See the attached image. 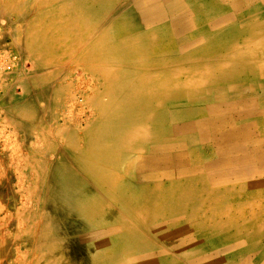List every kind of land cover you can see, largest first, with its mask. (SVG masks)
I'll return each mask as SVG.
<instances>
[{"label": "rangeland", "instance_id": "374dc122", "mask_svg": "<svg viewBox=\"0 0 264 264\" xmlns=\"http://www.w3.org/2000/svg\"><path fill=\"white\" fill-rule=\"evenodd\" d=\"M72 2L73 0H0V47L8 49L18 58L12 72L0 74V264H74L54 253L53 242L49 237L41 239L42 219L47 215L60 222V227L55 229L56 235L65 238L68 245L81 248L75 261L97 260L102 251L108 248L112 257L110 259L115 264H129L130 259L137 258V261H141L143 257L149 259L145 264H259L260 260L264 264V137L257 133L264 128H257L261 121L251 118L253 111H261L264 121V92L260 88L235 96L220 89L219 94H211L207 101L192 104L196 107L206 106L208 109L215 105L221 106L218 113L203 112L200 118H214L217 115L220 118H234L236 125L245 122L255 125L254 130H251L255 131L252 141L249 140V144H244L237 151H230L223 157H214L213 153L210 157L207 156L202 149L210 147L209 143L200 144L199 141L195 147L187 142L183 148L178 149L186 155L180 154L178 157L185 161L182 165H198L204 167V171L188 174L184 173L186 169L182 166L176 170L177 176L167 177L156 186L148 180H137L136 175L141 173V168L132 167L114 187L116 191L123 192L118 198L107 193L101 194L97 191L95 180L82 175L86 193L81 194L79 200L84 201L88 193L99 196L107 213L106 218L95 221L86 230L79 228L77 222L68 224L61 219L62 202L57 195L55 183L50 184L47 198L42 200L45 180L53 179L57 167L63 162L73 171L80 174L85 172L84 160L79 158L87 147L90 129L99 121L97 103L101 106L109 101L105 93V78L97 71L106 67L105 62H91L86 48H89L90 43L98 42L100 28L109 27L115 19L122 16V12L107 17L102 14L100 23H97L100 20L97 18L94 24L98 34H94L95 37L93 34H84L85 29L84 32H74L73 34H78L69 36L63 31L72 19L62 5ZM108 4L112 5L113 1ZM254 8L256 10L249 16L220 25L216 22L222 19V15L209 19L208 22L212 24L210 30L217 26L215 31H224L234 26L240 33L235 38L225 34L223 39H219L225 45L234 47L232 53L220 45V52L216 56H209L214 57L213 59L201 56L199 63L232 65L247 62L261 65L264 69V3H254ZM256 20L258 22L254 23ZM202 29L204 30L203 25L186 37L189 44L181 48L176 46V52L174 47L178 59L171 60L174 64L170 63L169 69L172 66H186L184 60L187 61V56L205 49L208 39L216 37L213 35L206 39L197 33ZM30 37L33 38V49L27 48V38ZM169 38L173 42L178 39L176 36ZM42 40L44 41L41 42ZM161 59L167 60V56ZM108 67L112 71L117 67L118 70L130 69V65L121 63L109 64ZM159 69L160 67L151 65L136 71L138 77H146L149 73L157 74ZM259 78L264 81V72ZM255 81L256 78L250 76L241 83ZM258 91L261 92L260 95L257 94ZM243 97L247 99L243 101ZM227 102L231 105L245 102L243 105L250 110L238 109L231 113L226 108ZM186 104L180 101L168 103L165 107L172 109L176 105L184 107ZM227 113L233 116H228ZM247 114L250 120L238 122L237 117H245ZM164 125L162 133L163 138H166L170 129H174L166 123ZM188 128L196 131L193 127ZM165 144L179 143L173 141ZM161 145L164 144L153 143L149 147ZM79 151H82L81 156L75 161L74 152ZM147 153L154 154L153 151ZM238 157L241 159L235 162ZM243 160L245 163L241 164ZM219 172L224 173L222 177L216 175ZM168 173L171 171L166 172ZM185 183H189L196 193L209 191L201 196L202 210L197 213L195 221L192 217V221L187 218L192 211L190 209L171 215L157 214V217L147 220L148 223L141 228L147 238L145 242L133 245L123 244L124 241L106 235L117 221L123 224L129 222L125 210L127 199L142 203L141 196L160 195L168 192L171 186ZM215 192L219 195L216 196ZM223 195L226 200L222 199ZM126 197L128 198L125 199ZM215 227L221 228L215 230ZM246 229L253 230L257 237L249 236L251 232H246Z\"/></svg>", "mask_w": 264, "mask_h": 264}, {"label": "bare ground", "instance_id": "6f19581e", "mask_svg": "<svg viewBox=\"0 0 264 264\" xmlns=\"http://www.w3.org/2000/svg\"><path fill=\"white\" fill-rule=\"evenodd\" d=\"M109 1L111 0H73L68 5L65 3L62 5L72 19L66 29L63 28V32L69 36L77 35L79 31L84 32V29L86 31L84 34L98 35L94 25L97 18L100 19L102 14L103 17H107L122 12V16L115 19L112 25L106 28L104 26L103 29L98 28L101 30L98 42L90 43L89 48H86L91 62H105L106 67L99 68L97 66L99 68L97 71L105 78V80L103 79L105 93L109 101L101 106L97 103L100 113L99 121L88 133L87 147L83 156L79 158L82 151L74 152L75 161L78 158L84 160L85 172L80 174L76 170L73 171L63 162L57 167L53 179L45 180V191L41 196L42 200L46 199L50 184L55 183L57 195L60 196L62 202L61 219L68 224L77 222L82 230L91 228L95 221H101L107 216L106 206L100 202L99 196L88 193L84 201L79 200L80 195L86 193L82 175L90 176L95 180L97 191L101 194L107 193L118 198L119 194H123V192L116 191L114 187L132 167L141 168V173L136 175L137 180H148L156 186L160 185L159 181L167 177L177 176L176 170L181 169L182 166L186 169L184 173L188 174L204 171L205 168L198 165L190 166L186 163V165H182V162L185 161H181L178 157L180 154L185 157L186 155L179 152L178 149L183 148L187 142L189 145L192 143L195 147L199 141L200 144L209 143L210 147L202 149V152L207 156L213 153L214 157H223L226 153L237 151L244 144H249V140L252 141L251 137L255 136V131L251 132L255 125L249 122L236 125L234 118H220L217 115L214 118L203 119L200 118L201 113L205 114L207 111L218 113L221 106L215 105L212 109H208L206 106L196 107L192 104L207 101L211 94H219L220 89L227 90L231 96L245 91H256L257 88L264 91V81L259 78V75L264 72L261 65L247 62H236L232 65L199 63L201 56L213 59L214 57L209 56H216L220 52L218 48L220 45L232 53L234 47L225 45L224 41L219 39H223L225 34H230L235 38L240 33L234 26L224 31H221L222 29L215 31L217 26L214 24L220 25L236 18L249 16L256 10L254 3L263 4L264 0H112V5L108 4ZM218 15H222V19L214 23L215 27L210 30L212 24L208 22L209 19ZM101 19L97 23H100ZM202 25L204 30L197 33L202 34L206 39L213 35L216 37L208 39L205 49H200L193 52L194 55L187 56V61L184 60L186 66L183 65L185 68L172 66L169 69V64H174L171 60L178 59L175 53L176 46L181 48L187 43L189 44L186 37L191 32H196L195 30ZM74 32L78 33L73 34ZM170 36H176L178 39L173 42L169 38ZM32 39L31 37L27 38L29 41L27 48L33 49ZM79 46H81L80 43ZM164 56H167V60L161 59ZM116 63L128 64L130 69L118 70L119 67H117L113 71L110 70L108 65ZM151 65L160 67L157 74L154 72L149 73L146 77H138L136 70ZM250 76L256 78V81L249 84L241 83L243 79ZM180 101L186 102V106L176 105L172 109L165 107L168 103L173 104ZM251 118L261 121L257 128H264L261 111H253ZM237 120L242 122L250 120V118L247 114L245 117H237ZM165 123L178 133L170 129L166 138H163L162 129L165 128ZM188 126L195 128L196 131L189 129ZM94 140L96 143L93 142ZM173 141L179 144H165ZM153 143L164 145L149 147ZM147 151H153L154 154L149 155ZM141 159L143 160L141 161ZM240 159L241 157H238L235 162ZM243 163L245 160L241 161V164ZM167 171H171V173L166 174ZM223 174L219 172L216 175L222 177ZM229 174L232 175L231 172ZM221 180L226 179L221 178ZM226 190L228 191L229 188ZM207 192L209 191H203L201 194L196 193L191 189L189 183H185L184 185L171 186L168 192H163L160 195L141 196L142 203L133 202L127 199L128 196L125 198L127 199L125 210L129 222L123 224L117 221L114 227L109 228L106 235L115 237L121 242L124 241L123 244L132 243L133 245L145 242L147 238L141 228L148 223L147 220L154 216L157 217V214L171 215L184 209H190L192 211L188 213L190 215L187 218L192 217L195 221L197 213L199 214L202 210L200 208L203 201L201 196ZM215 193L216 196L219 195L218 192ZM222 199L226 200L224 195ZM226 221L228 222V220ZM42 227L41 239L49 237L53 242L54 253L64 259L74 262V264H105V262L106 264H115L110 259L112 257L108 248L102 251L97 260L75 261L76 257L80 255L81 248L76 245L74 247L68 245L65 238L55 234V229L60 227V222L54 221L49 215L46 218L43 216ZM219 228L221 227L214 229ZM248 229L245 231L251 232L248 234L249 236L257 237L253 230L247 231ZM40 245L42 246V244ZM261 258L263 257L261 256ZM137 260V258H132L129 260V264H145L149 259L143 257L141 261ZM194 261L199 263L197 259ZM259 264H263V261L260 260Z\"/></svg>", "mask_w": 264, "mask_h": 264}, {"label": "built area", "instance_id": "2783aa9c", "mask_svg": "<svg viewBox=\"0 0 264 264\" xmlns=\"http://www.w3.org/2000/svg\"><path fill=\"white\" fill-rule=\"evenodd\" d=\"M18 58L8 49L0 47V74H8L12 72Z\"/></svg>", "mask_w": 264, "mask_h": 264}, {"label": "crops", "instance_id": "0c3cea01", "mask_svg": "<svg viewBox=\"0 0 264 264\" xmlns=\"http://www.w3.org/2000/svg\"><path fill=\"white\" fill-rule=\"evenodd\" d=\"M264 92V91H263ZM257 94L258 95H260L261 94V92L260 91H258L257 92ZM235 96V95H234ZM247 96V95H246ZM231 98V97H230ZM227 99H229V98H227ZM247 98L246 97H243V101L244 100H246ZM245 102H242V103H236V104H229L228 102L227 103H225V105H226V108H228V109H230V112L232 113L233 111H235V110H238V109H247L248 110V112H249V107H247V106H245V105H243ZM235 105V106H234ZM233 108H235V109H233ZM229 112V113H230ZM229 113H227V115L229 114ZM228 116H233V115H228ZM257 133L259 134V135H262L263 137H264V129L261 131V129H259V131H257ZM263 142H264V140H262Z\"/></svg>", "mask_w": 264, "mask_h": 264}]
</instances>
